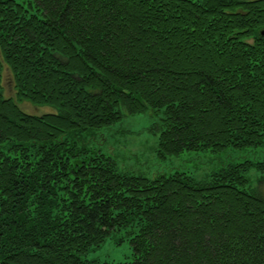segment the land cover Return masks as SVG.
I'll use <instances>...</instances> for the list:
<instances>
[{"label": "trees", "instance_id": "obj_1", "mask_svg": "<svg viewBox=\"0 0 264 264\" xmlns=\"http://www.w3.org/2000/svg\"><path fill=\"white\" fill-rule=\"evenodd\" d=\"M0 0V264H264V199L222 161L209 180L123 173L88 136L153 111L160 160L264 146V0ZM252 39V43L248 40ZM3 62L17 99L1 92Z\"/></svg>", "mask_w": 264, "mask_h": 264}, {"label": "rangeland", "instance_id": "obj_2", "mask_svg": "<svg viewBox=\"0 0 264 264\" xmlns=\"http://www.w3.org/2000/svg\"><path fill=\"white\" fill-rule=\"evenodd\" d=\"M16 1L25 5L28 3V0ZM248 42L252 43V39ZM0 58L2 59L1 52ZM1 92L6 98H13L20 109L28 114L40 116L56 112V109L51 106H36L26 100L17 99L13 74L4 62ZM158 121V117L150 110L139 115H125L120 123L97 132L94 137L88 136L89 147L100 149L103 153L115 157L121 172L144 175L151 179L158 175H171L176 171H183L198 181H205L219 169L222 161L226 163L245 159L255 162L264 161V146L256 151H229L222 156L211 152H196L160 160L157 156L159 134L152 132V127ZM8 146H1L0 151L7 152ZM246 175L250 189L264 199V173L250 169ZM126 235L127 230L113 234L99 249L91 252L88 258L96 260L99 264L130 260L132 250L129 242L126 240L118 244L120 237L125 238Z\"/></svg>", "mask_w": 264, "mask_h": 264}]
</instances>
